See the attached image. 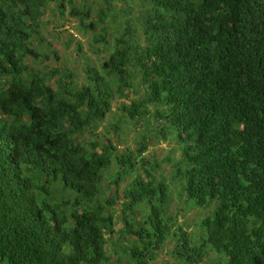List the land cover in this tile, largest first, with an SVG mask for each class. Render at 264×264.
<instances>
[{
	"label": "trees",
	"instance_id": "1",
	"mask_svg": "<svg viewBox=\"0 0 264 264\" xmlns=\"http://www.w3.org/2000/svg\"><path fill=\"white\" fill-rule=\"evenodd\" d=\"M50 1L0 0V263L107 264L121 231L126 261L114 264H156L170 236L174 261L162 264H201L210 252L264 264V0H124L122 17L108 3L95 20L85 3L59 0L109 50L82 84L70 73L52 84L57 71L29 62ZM118 98L115 119L140 128L121 154L93 136ZM172 139L179 157L147 159ZM114 162L115 186L151 167L126 185L118 230L117 193L103 188ZM165 162L188 205L209 210L199 233L170 213Z\"/></svg>",
	"mask_w": 264,
	"mask_h": 264
},
{
	"label": "rangeland",
	"instance_id": "2",
	"mask_svg": "<svg viewBox=\"0 0 264 264\" xmlns=\"http://www.w3.org/2000/svg\"><path fill=\"white\" fill-rule=\"evenodd\" d=\"M85 3L92 9L91 20H95V12L98 6H108L116 5L119 10H115L119 18L122 17L121 9L126 5L129 6V1L124 0H75V4L78 6ZM66 13L62 14L59 10V0H51L47 3L45 14L43 15V27H42V39L34 40V48L40 53V57L34 59L29 57V62L34 67H44L48 71H57L54 79L50 83H54L55 80L61 74H69L68 79L82 84L85 81V68L87 64L99 67L98 61L101 58H106L109 54L107 50L101 43L96 44L92 40L94 34L100 30H80L81 20L79 17H74L71 14L72 5L68 4L66 1ZM140 6H134L133 11L135 14L139 11ZM99 27H102L99 26ZM112 35H110L111 37ZM117 101L113 103L112 111L107 115L106 119L98 126L93 132H88L89 135L93 133L97 139L101 142L113 141V144L118 147V153H124L126 148L130 147L135 149L138 145L136 140L140 138V128L133 124L125 123L116 120L117 115H120L118 110ZM116 125V126H115ZM173 154L174 157H179L180 151L178 150V144L175 139L154 143L146 151L147 159L153 161L157 159L158 161H163L168 158V155ZM160 163V162H158ZM136 172L127 176L124 181L120 183L119 186H115L111 181L113 174L117 171L118 166L114 162L111 167L112 175L106 178L104 181V189L111 191V193L116 194L118 202L115 205L116 215L115 220L116 230L119 229L121 225L120 215L123 214V195L124 189L128 182H131L136 174L145 175L144 170L151 169L150 165L144 167L143 164L137 165ZM161 174L159 177L165 179L170 185V213L175 217V222L182 225L187 232L196 233L198 230V221L206 215L209 210L204 208H196L188 205L187 196L182 189L181 183H178L174 176V167L172 162H165L161 166ZM118 187V188H117ZM120 198V199H119ZM144 205V204H143ZM145 206V205H144ZM213 208V205H212ZM143 214L145 211L143 210ZM142 216V215H141ZM121 231L117 232L115 236L108 241L107 249L108 255H110L111 260L107 264H114L120 256L122 261V253L129 243V239L124 235L120 234ZM176 240L170 236L163 246L157 252V258L155 263L162 264L166 260L174 261L171 252L174 250ZM118 253V254H117ZM222 260L224 258L215 252H210L205 256L201 264H223ZM1 264V263H0Z\"/></svg>",
	"mask_w": 264,
	"mask_h": 264
}]
</instances>
